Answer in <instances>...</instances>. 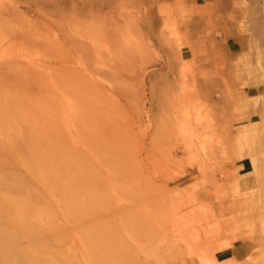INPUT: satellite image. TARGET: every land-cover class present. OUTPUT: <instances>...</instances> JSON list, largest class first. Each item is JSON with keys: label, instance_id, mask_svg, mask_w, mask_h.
I'll return each mask as SVG.
<instances>
[{"label": "rangeland", "instance_id": "rangeland-1", "mask_svg": "<svg viewBox=\"0 0 264 264\" xmlns=\"http://www.w3.org/2000/svg\"><path fill=\"white\" fill-rule=\"evenodd\" d=\"M7 1L0 116L28 118L14 119L10 138L23 147L34 123L57 156L91 161L103 180L77 173L76 195L110 205L88 218L109 227L94 254L63 217L62 242L34 228L47 264H214L217 250L254 236L264 251V0H111L82 15L81 0L41 10ZM227 38L243 43L232 60ZM244 151L259 176L239 173ZM4 170L44 203L23 168Z\"/></svg>", "mask_w": 264, "mask_h": 264}, {"label": "bare ground", "instance_id": "bare-ground-1", "mask_svg": "<svg viewBox=\"0 0 264 264\" xmlns=\"http://www.w3.org/2000/svg\"><path fill=\"white\" fill-rule=\"evenodd\" d=\"M10 1L11 3L13 2L11 4V7L14 9H18V7L15 5L18 1L17 0H10ZM34 1H35L34 4L35 8L40 10L41 8L44 7H52V6L59 7L60 5H64L65 3H69V4L71 3L73 8L75 7L76 9V6L74 5L76 2H73L72 0H34ZM81 1H82V8L79 9V13H81V15L82 12L84 11L86 12L87 9L89 12L93 11L94 7L97 9L96 14H99L103 9H105L107 5L114 3L113 1L110 2L111 0H81ZM6 2L8 1L5 0V3ZM28 4L30 5L31 2L28 1L27 5ZM1 9L3 8L1 7ZM85 12L83 14H85ZM0 13L4 15L3 11ZM89 25L91 26V24ZM88 28L90 27L88 26ZM84 35L85 34H83V36ZM3 38L5 39V37ZM3 42H5V40L2 41L1 45L4 44ZM2 54L3 51L0 52V55ZM252 98L257 99V96H254ZM21 115H20L21 118L18 115H15L18 117L15 118L14 116V119L15 120L23 119V122L28 123V118L26 116L22 117ZM9 117L10 116H5V115L0 116V264H47L46 263L47 261L45 259L46 258L45 254L47 253L48 250L47 245L43 243V241H40V237L38 234L39 232H37L36 234L32 232L34 228H43L44 230L53 233L56 231L57 232V233L55 232L56 239L62 242L64 240V235L61 232L59 233V230L63 228L60 223V217H63L68 222L75 224L77 228L81 230L84 229L85 232L87 230L88 231V233L86 232L87 234H84L85 232L82 233L86 238V244L88 243L91 246V248L93 249L92 252L93 254L94 252H98L102 247L100 245L102 244L103 240L107 237V232L109 227H107L104 224V222L103 223L98 222V224L92 226L91 225L92 223L88 224L89 223L88 218L93 216L94 214L97 215L100 210H108L110 208V205L105 200L104 196L103 198H100L95 196V194H94L95 198L92 196V199L89 198L88 201L85 200V202L83 201L82 198L83 196L81 194L82 201L79 200L76 195L77 191H75L76 189L75 183L78 184V182L80 181L75 182L76 181L75 179L78 178L77 180H79V175L77 177V173L78 174L83 173L82 174L83 178L89 183L88 185L94 186L96 184H99L100 181L103 180L102 179L103 176H100L101 173L99 174V172L96 170V167L93 166L94 164H92L91 161L85 162L79 158L78 159L75 158L74 156L68 158L66 157L67 155L61 156L62 154L57 156L52 149H49L51 148L50 146H48L49 148L45 147L44 144L45 141L43 140L44 138L43 132L39 130L40 128L39 129L36 128V126H34L35 124L34 123L32 124L30 121L29 123L32 125H30L29 132L26 133L27 137L25 139V145L23 147H20L18 145V142H16L15 140L12 141V139L10 138L12 137L13 132L16 133L20 130L18 129L19 127V125L17 124L18 122H16L14 119H11ZM11 128H13V131ZM20 134L21 132L19 133V135ZM108 147H111V145L110 146L108 145ZM94 153L93 156H95ZM242 157L250 160L251 171L249 172L252 174V176H259L261 173V163L257 158V156H255L252 151H244L242 153ZM106 160L109 161L113 159L108 157ZM106 160L105 162H107ZM7 166L8 167L20 166L21 168H23L30 175V177L33 180H35L37 184H39L40 188H42V190L44 191V194H42L44 203L42 202L41 204H38L36 202V199H38L37 196L39 194L38 192L36 193L32 190L34 188L31 189L27 185L25 177L23 178L22 176L15 174V176L12 177L13 179L11 180L7 179L4 170V168ZM78 189H80L79 186ZM82 234L81 236L83 237ZM21 241L22 242L26 241L27 245L20 246V243H22ZM90 246H88V248ZM86 256L87 255H85V257ZM84 260H87V257ZM88 260L86 264H90V261L88 262ZM228 262L226 261L224 263L228 264Z\"/></svg>", "mask_w": 264, "mask_h": 264}, {"label": "crops", "instance_id": "crops-1", "mask_svg": "<svg viewBox=\"0 0 264 264\" xmlns=\"http://www.w3.org/2000/svg\"><path fill=\"white\" fill-rule=\"evenodd\" d=\"M223 47L229 60L240 55L243 51L242 41L236 38H227ZM236 167L240 174H246L251 166L249 160L243 159L236 163ZM213 257L214 264H227L224 263L226 261H229L228 264H264V251H260L258 236L239 238L228 247L217 250Z\"/></svg>", "mask_w": 264, "mask_h": 264}]
</instances>
